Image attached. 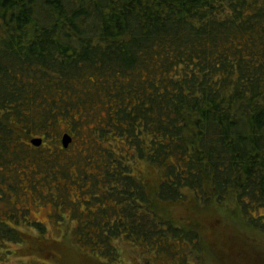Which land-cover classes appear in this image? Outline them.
I'll return each instance as SVG.
<instances>
[{
	"label": "trees",
	"instance_id": "obj_1",
	"mask_svg": "<svg viewBox=\"0 0 264 264\" xmlns=\"http://www.w3.org/2000/svg\"><path fill=\"white\" fill-rule=\"evenodd\" d=\"M225 203L264 234V0H0V264L28 243L78 264L43 246L65 236L95 264L117 241L264 264L241 233L201 242L194 206Z\"/></svg>",
	"mask_w": 264,
	"mask_h": 264
},
{
	"label": "rangeland",
	"instance_id": "obj_2",
	"mask_svg": "<svg viewBox=\"0 0 264 264\" xmlns=\"http://www.w3.org/2000/svg\"><path fill=\"white\" fill-rule=\"evenodd\" d=\"M190 204L187 203V201L181 202L175 206H171V211L174 216V218L177 220V223L181 224L183 221L182 217L186 213V208ZM231 207L227 206V203H225L223 206L221 205H213L210 206L207 211L203 208H199L194 206V216L196 218H199V224L198 226L200 230V237L201 242L202 239L205 240L214 237L217 235L219 239H223L226 242V245H233L238 243L237 241H233L232 238H237L238 236H231L233 234L241 233V235L246 236L250 239V241L261 245L262 248H264V234L259 233L258 231L252 230L249 227L245 225V223L242 220V217L239 215L233 214V212L230 213ZM34 216L36 219L40 222H43L48 227V232L46 230V238L51 239H60L62 234H65V230L62 232H57L56 230L52 229V225L50 223L51 218L49 216V209H42L41 211L34 212ZM182 225V224H181ZM38 231H31V237L29 240L34 238H40ZM42 241H45L44 239L40 238ZM69 237L61 238L59 241L61 244L58 243H50L48 241L43 242V246L45 250H51V251H60L61 255H63V259L61 261L71 262V261H78V264H95L92 262V258L88 255L84 254H77L72 252L71 250H68L67 248H70L69 246H72L75 248L73 242L68 240ZM118 250L120 253V264H148L147 259H145L142 255L139 254L132 246L129 244L123 242V241H117ZM210 244V242L208 241ZM54 244V245H53ZM29 243L27 245H19L16 247V253L13 256V262L14 264H22L29 261H44L45 263L54 264L55 260L48 257L44 253L40 254H32L27 253V251L32 250V246L28 247ZM28 249H27V247ZM236 247V246H235ZM228 250V249H227ZM264 251V249H262ZM51 258V259H50ZM190 259L194 264H218L216 263L213 258L205 253V251L200 253V256L198 258L196 256H190ZM59 261V260H58ZM153 264H161L157 261H153ZM183 264V263H181Z\"/></svg>",
	"mask_w": 264,
	"mask_h": 264
},
{
	"label": "water",
	"instance_id": "obj_3",
	"mask_svg": "<svg viewBox=\"0 0 264 264\" xmlns=\"http://www.w3.org/2000/svg\"><path fill=\"white\" fill-rule=\"evenodd\" d=\"M42 139L41 138H35L31 141V143L36 146V147H39L41 146L42 144ZM72 143V137L69 135V134H65L63 137H62V145L65 149H67L70 144Z\"/></svg>",
	"mask_w": 264,
	"mask_h": 264
}]
</instances>
